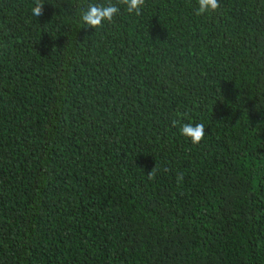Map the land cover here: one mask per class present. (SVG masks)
<instances>
[{
	"label": "trees",
	"instance_id": "trees-1",
	"mask_svg": "<svg viewBox=\"0 0 264 264\" xmlns=\"http://www.w3.org/2000/svg\"><path fill=\"white\" fill-rule=\"evenodd\" d=\"M43 2L0 0V264H264V0Z\"/></svg>",
	"mask_w": 264,
	"mask_h": 264
},
{
	"label": "clouds",
	"instance_id": "clouds-1",
	"mask_svg": "<svg viewBox=\"0 0 264 264\" xmlns=\"http://www.w3.org/2000/svg\"><path fill=\"white\" fill-rule=\"evenodd\" d=\"M43 0H32L31 15L34 17H40L43 15ZM145 5V0H116L115 3L112 0H107L106 3H87L86 7L80 12V23L85 28L98 29L104 27L105 22L111 24L114 17L121 14L122 11H126L129 15L140 16L142 9ZM123 6V8L121 7ZM221 8L220 0H196L195 15H211L216 13ZM177 119H183L184 113H177ZM175 126V122L173 124ZM180 135L185 138L193 146L198 145L205 136V125L203 123H182L179 129ZM157 169L152 168L148 172V179L154 178ZM183 179L181 173L177 177V183Z\"/></svg>",
	"mask_w": 264,
	"mask_h": 264
}]
</instances>
